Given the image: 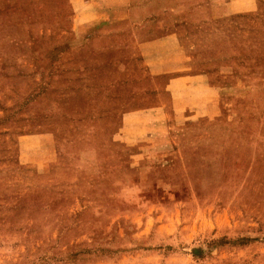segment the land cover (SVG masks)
Listing matches in <instances>:
<instances>
[{"label":"rangeland","instance_id":"rangeland-1","mask_svg":"<svg viewBox=\"0 0 264 264\" xmlns=\"http://www.w3.org/2000/svg\"><path fill=\"white\" fill-rule=\"evenodd\" d=\"M0 264H264V0H0Z\"/></svg>","mask_w":264,"mask_h":264}]
</instances>
